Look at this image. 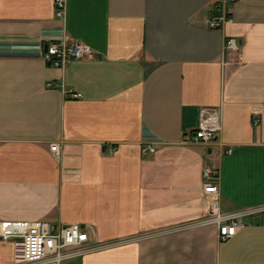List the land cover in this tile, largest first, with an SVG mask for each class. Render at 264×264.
Segmentation results:
<instances>
[{"label": "crops", "instance_id": "crops-1", "mask_svg": "<svg viewBox=\"0 0 264 264\" xmlns=\"http://www.w3.org/2000/svg\"><path fill=\"white\" fill-rule=\"evenodd\" d=\"M224 4L66 0L62 20L53 0H0V220L145 237L60 264H264V0L226 3L231 20L211 29ZM60 39L94 53L49 66L42 53ZM201 107H219L221 129L185 142ZM205 165L219 209L244 212L226 241L215 225L171 229L206 216ZM11 261L0 239V264Z\"/></svg>", "mask_w": 264, "mask_h": 264}, {"label": "built area", "instance_id": "built-area-1", "mask_svg": "<svg viewBox=\"0 0 264 264\" xmlns=\"http://www.w3.org/2000/svg\"><path fill=\"white\" fill-rule=\"evenodd\" d=\"M234 0H225L224 12L218 17L208 20L211 29H220L223 23L230 21L227 14L226 3ZM54 14L59 19H64L66 0H53ZM225 51H237L238 44L235 38L223 39ZM93 50L85 43L78 40L60 39L46 44L42 53L43 61L52 67L62 68L71 59H83L93 55ZM52 82H47V87H52ZM65 96L80 98L82 94L72 89L62 91ZM261 121V111L254 108L251 112V123L257 126ZM221 129L219 107H201L198 121L194 130L184 140L188 143L209 144L216 139ZM153 147L143 148L142 152H153ZM49 151L56 157L59 154L58 142L49 144ZM222 153H231V148L222 149ZM218 170L216 167L205 165L202 170L204 194L214 197L209 203L207 214L204 218L188 222L171 228L180 230L190 227L215 225L217 237L220 241H226L233 237L237 229L243 226L241 216L244 212H222L219 209L215 197L219 193L217 184ZM261 206L258 209H262ZM143 236L129 238H117L106 241H91L88 233L77 222L60 224L53 227L42 220L34 221H8L0 220V239L12 242L11 264H60L63 261L85 256L89 253L127 244Z\"/></svg>", "mask_w": 264, "mask_h": 264}, {"label": "rangeland", "instance_id": "rangeland-1", "mask_svg": "<svg viewBox=\"0 0 264 264\" xmlns=\"http://www.w3.org/2000/svg\"><path fill=\"white\" fill-rule=\"evenodd\" d=\"M145 238V237H144ZM143 239V238H142Z\"/></svg>", "mask_w": 264, "mask_h": 264}]
</instances>
